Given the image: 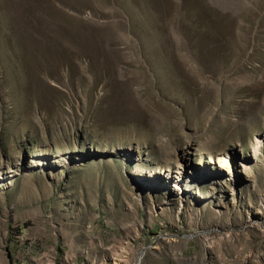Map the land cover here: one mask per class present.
Instances as JSON below:
<instances>
[{
	"label": "rangeland",
	"instance_id": "1",
	"mask_svg": "<svg viewBox=\"0 0 264 264\" xmlns=\"http://www.w3.org/2000/svg\"><path fill=\"white\" fill-rule=\"evenodd\" d=\"M0 264H264V0H0Z\"/></svg>",
	"mask_w": 264,
	"mask_h": 264
}]
</instances>
